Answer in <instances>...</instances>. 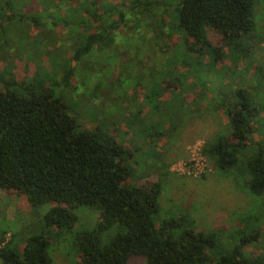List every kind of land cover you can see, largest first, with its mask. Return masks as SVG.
Returning a JSON list of instances; mask_svg holds the SVG:
<instances>
[{"label": "trees", "instance_id": "obj_1", "mask_svg": "<svg viewBox=\"0 0 264 264\" xmlns=\"http://www.w3.org/2000/svg\"><path fill=\"white\" fill-rule=\"evenodd\" d=\"M39 1L45 9L42 8L40 16L31 17L35 24L60 25L75 36L77 44L70 46L72 51L67 59L62 58L64 68L60 76L65 88L74 85L76 67L88 64L111 67L109 60L101 63L104 51L119 57L117 67L131 65L128 58L121 59L115 47L118 35H138L134 27L139 26L143 17L150 18L149 14H153L157 25L163 24L162 15L167 12L157 0H129L127 4L116 5L105 0H75L68 5L66 17L62 12L55 13L54 7L57 11L62 8L53 4V0ZM18 2L0 0V8L10 11L9 17L23 18L24 15L12 9ZM254 2L177 0L169 27L179 32L185 51L194 52L192 56L197 59L211 57L213 51L222 58V51L213 47L207 37L208 29L219 33L224 46L238 53L237 58L250 56L247 47L244 50L237 47L251 37L249 33L255 28ZM24 4L18 3L22 8ZM48 5L53 8L49 10ZM153 7H156L154 13ZM161 29L164 34L168 27ZM137 37L131 38L136 41ZM125 42L122 47L130 48L132 43L128 44L127 38ZM134 62L133 67H139V62ZM263 80L264 73L260 81ZM16 87L17 83L0 76V189L25 194L34 208L51 203L44 214L45 225L59 233L72 230L76 220L73 208L79 205L98 208L95 228L74 234L72 244L77 252V264H126L132 256L142 257L144 264H264V239L258 241L261 231L264 232V218L261 226H255V215L239 216L238 226L250 228L238 231V241L229 249L220 245L221 228L200 227L190 216L175 214L157 222L161 210L159 198L164 196L161 180L130 183L133 163L139 164L129 149L99 126L81 125L67 111L63 98L51 89L37 87L21 93ZM70 88L75 92V88ZM179 96L184 98L179 112H165L161 119L168 123L174 116L172 129L178 133L192 118L202 115L189 114L192 109L184 107L185 96L181 93ZM233 97L232 101H219L217 106L204 100L205 114L222 113L225 123L204 140L200 153L217 171L224 174L235 171L248 192L261 198L263 216L264 142L251 138L258 109L243 90ZM161 136L163 132L156 133L150 141ZM146 142L143 139L138 145ZM152 155L155 157L157 153ZM159 156L156 159L160 160ZM113 226L114 232L103 243L101 234ZM11 240L12 236L6 240L0 238V264H53L48 235L30 236L21 252L12 248ZM256 243H262L261 253L242 252L243 247Z\"/></svg>", "mask_w": 264, "mask_h": 264}, {"label": "rangeland", "instance_id": "obj_2", "mask_svg": "<svg viewBox=\"0 0 264 264\" xmlns=\"http://www.w3.org/2000/svg\"><path fill=\"white\" fill-rule=\"evenodd\" d=\"M14 1L25 2L23 8L18 3L12 6L14 12L17 10L24 17H9L10 11L0 8V76L17 83L16 88L21 93L37 87L51 89L63 98L67 111L74 114L81 125L99 126L113 134L138 161L139 166L133 163L130 183L161 180L164 196L159 198L161 210L156 217L157 222L175 214L190 216L200 227L210 230L221 228L220 245L228 249L236 245L238 231L250 228L238 226L239 216L253 214L256 218L253 219L254 225H260L264 218L262 200L248 192L235 171L219 172L206 158L209 170L200 175L185 174L180 168L196 157L204 140L225 123L222 113L205 114L204 100L217 106L223 99L232 101L233 95L243 90L258 109L251 138L255 142H264V80L260 81L264 73V0H255L252 13L255 28L249 33L251 37L245 38L242 46L237 47L243 50L247 47L250 56L237 58L238 53L224 46L219 33L207 30L212 46H217L223 53L221 59L220 54L217 56L214 51L212 58L202 56L198 59L192 56L194 52L185 51L181 35L169 27L177 0H157L162 8L167 9L162 15L163 24L157 25L153 14H149L150 18L143 17L139 26L134 27L138 35L120 33L122 37H117L115 47L120 51L121 59L128 58L132 64L117 67L119 57L104 51L101 63L106 64L109 60L111 67H89V64L76 67L75 83L70 86L75 88V92L61 84L60 76L64 68L62 58L67 59L71 47L77 44L75 36L60 25L35 24L31 17L40 16L45 9L39 0ZM74 1L53 0L52 3L62 9L57 11L50 5L48 9L53 8L57 15L62 12L66 16L68 5ZM105 1L113 5L129 2ZM155 9L153 7V13ZM165 25L168 30L163 34L165 28L161 27ZM132 36H138L136 41ZM126 38L128 44L132 43L130 48L122 47ZM134 60L139 62V67H133ZM72 64L75 65L73 61ZM180 93L186 98L184 107L192 109L189 114L202 115L192 118L185 132L178 133L172 129L174 116L168 123L161 119L165 112H179L180 103L184 100ZM160 132L163 136L151 142L152 135ZM146 135H150L149 138ZM143 139L147 144L139 146ZM154 153H157L155 157ZM158 156L160 160L156 159ZM51 205L46 203L34 208L29 205L25 194L0 189V238L6 240L12 236V248L21 252L27 238L43 233L51 242L49 252L53 264H77V252L72 244L74 234L93 230L99 210L90 205L73 208L76 220L72 230L59 233L56 228L45 225L44 214ZM114 228L101 234L103 243L112 235ZM263 239L264 232L261 231L258 241ZM263 248L262 243H256L243 247L242 252L259 254ZM126 264H144V259L132 256Z\"/></svg>", "mask_w": 264, "mask_h": 264}, {"label": "built area", "instance_id": "obj_3", "mask_svg": "<svg viewBox=\"0 0 264 264\" xmlns=\"http://www.w3.org/2000/svg\"><path fill=\"white\" fill-rule=\"evenodd\" d=\"M200 148L201 147L197 149L196 157L192 158L188 163L182 165L180 168L181 172L197 176L209 170L208 163H205V157L200 153Z\"/></svg>", "mask_w": 264, "mask_h": 264}, {"label": "crops", "instance_id": "obj_4", "mask_svg": "<svg viewBox=\"0 0 264 264\" xmlns=\"http://www.w3.org/2000/svg\"><path fill=\"white\" fill-rule=\"evenodd\" d=\"M188 124H190V123H188ZM188 124H187V125H185V127L183 128V130H182L181 132H185V131H184V129H185L187 126H188ZM186 130H187V129H186ZM209 134H210V133H209ZM184 138H185V137H184ZM184 138H182V139H184ZM182 139H181V140H182ZM175 148H176V147H175ZM158 150H159V149H158ZM159 151H160V150H159ZM173 152H174V151H173ZM178 153H179V152H178V151H176V154H178ZM168 158H169V157H168Z\"/></svg>", "mask_w": 264, "mask_h": 264}]
</instances>
